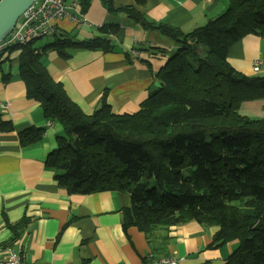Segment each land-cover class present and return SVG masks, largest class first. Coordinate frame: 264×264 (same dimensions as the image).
I'll list each match as a JSON object with an SVG mask.
<instances>
[{"label":"trees","instance_id":"1","mask_svg":"<svg viewBox=\"0 0 264 264\" xmlns=\"http://www.w3.org/2000/svg\"><path fill=\"white\" fill-rule=\"evenodd\" d=\"M227 1L224 13L189 33L119 9L143 31L156 30L178 45L134 114H113L104 92L99 107L85 115L51 79L35 43L0 54L1 68L18 52L26 97L62 127L45 161L58 170L59 185L69 194L122 193L123 229L144 233L154 257H162L152 244L158 229L194 221L217 228L210 248L237 242L224 264H264V116L238 113L242 103L264 100V75L247 77L227 61L244 37L264 39V0ZM73 47L98 45L56 41L43 51L66 58ZM11 129L0 114V132ZM43 134L25 130L20 144L33 145Z\"/></svg>","mask_w":264,"mask_h":264},{"label":"crops","instance_id":"2","mask_svg":"<svg viewBox=\"0 0 264 264\" xmlns=\"http://www.w3.org/2000/svg\"><path fill=\"white\" fill-rule=\"evenodd\" d=\"M77 2L88 20L105 29L63 20L54 36L35 43L34 48L51 79L87 116L99 107L104 92L113 114L136 113L156 89L154 73L178 50L172 39L156 30L143 31L120 8L137 11L149 24L189 33L220 16L228 6L227 0ZM56 41H95L98 48H68L66 58L55 50L44 53L43 49ZM263 54L264 39L248 35L230 47L227 61L246 76L264 75ZM257 61L262 65L254 73ZM249 104L250 110L240 114L254 120L263 118L264 100ZM0 105L6 106L0 109L3 121L12 125L10 131L0 132V258L5 256L4 248L11 246L22 249L28 264H145L152 247L137 228L124 231L122 210L127 199L122 193L69 194L57 181L58 170L46 167L47 156L57 148L63 130L58 122L46 120L39 104L26 97L18 52L0 68ZM28 129H44L43 137L22 146L19 135ZM216 231V227L192 221L158 229L152 244L158 250L156 255L170 256L178 264H224L237 242L210 248Z\"/></svg>","mask_w":264,"mask_h":264},{"label":"built area","instance_id":"3","mask_svg":"<svg viewBox=\"0 0 264 264\" xmlns=\"http://www.w3.org/2000/svg\"><path fill=\"white\" fill-rule=\"evenodd\" d=\"M63 20H68L75 26L102 28V25L93 24L80 12L77 0H35L17 20L12 32L0 42V54L9 48L25 47L29 43L54 36L58 23ZM37 52L36 50L35 53ZM261 65V61L255 63L254 73L259 72ZM5 108L6 106L0 105V109ZM3 252L5 256L0 258V264H28L20 248L7 246ZM145 264H178V261L170 256L150 255Z\"/></svg>","mask_w":264,"mask_h":264},{"label":"water","instance_id":"4","mask_svg":"<svg viewBox=\"0 0 264 264\" xmlns=\"http://www.w3.org/2000/svg\"><path fill=\"white\" fill-rule=\"evenodd\" d=\"M35 0H0V42L13 30L17 20Z\"/></svg>","mask_w":264,"mask_h":264},{"label":"rangeland","instance_id":"5","mask_svg":"<svg viewBox=\"0 0 264 264\" xmlns=\"http://www.w3.org/2000/svg\"><path fill=\"white\" fill-rule=\"evenodd\" d=\"M45 41H47V38H44V39H41V40H39V41H37L36 43H37V45H39V44H41V43H43V42H45ZM263 52V51H262ZM13 53H15V52H12V53H10V58H11V56L13 55ZM263 62H264V54H263ZM262 69H264V64H263V67H262ZM242 74V73H241ZM244 75V74H243ZM246 76V75H245ZM255 76V75H254ZM247 77H253V76H247ZM249 103H252V102H246V103H242L241 104V107H240V110H239V114H240V111L241 112H245L246 111V113H247V111L248 110H250L249 108H250V106H252V104H249ZM244 104V105H243ZM246 106H248V107H246ZM240 115H242V114H240ZM242 116H244V115H242ZM249 117H251V116H249ZM252 119V118H251Z\"/></svg>","mask_w":264,"mask_h":264}]
</instances>
